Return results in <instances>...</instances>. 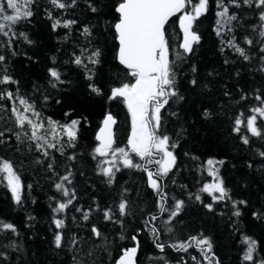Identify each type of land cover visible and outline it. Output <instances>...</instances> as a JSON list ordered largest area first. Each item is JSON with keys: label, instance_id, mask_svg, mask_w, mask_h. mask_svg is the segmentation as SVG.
<instances>
[{"label": "trees", "instance_id": "trees-1", "mask_svg": "<svg viewBox=\"0 0 264 264\" xmlns=\"http://www.w3.org/2000/svg\"><path fill=\"white\" fill-rule=\"evenodd\" d=\"M64 2L71 3V0ZM118 3L119 0H75L73 7L60 10L54 8L50 0H34L32 17L14 26L16 35L10 46L9 38L0 35V55L6 58L0 69H6L16 82L0 88L18 93L32 103L41 113L45 125L47 119L60 124L72 119L81 122L75 147H65L63 155L49 150L55 159L54 175L47 170L48 161L35 150V145L27 140L22 143L16 140L15 134L21 130L10 111L12 102L0 100V131L4 132L0 138L4 141L0 143V158L14 164L25 185L22 204L17 205L6 181L0 183V220L14 224L19 233L18 236L10 232L0 235V244L15 240L20 249L13 252L0 247V251L9 256L0 264H75L73 257H82L83 251L93 242L89 239L92 225L108 237L111 253L97 250L92 257L95 264H114L122 249L134 246L131 239L134 235L139 241L137 264H164L163 260L155 259L159 256H163L168 264H216L217 261L219 264H260L264 261V158L258 153L264 151V140L251 137L242 129L250 138L249 145H245L241 136L232 131L234 120L240 113H244L242 119L246 118L251 114L249 109L258 106L255 96L264 97V73L257 70L264 53L255 43L259 39L257 32L252 31V27L260 23L256 14L258 10L245 6L231 9L238 19L233 22V32L229 35L245 48L250 61L243 60L233 49L222 44V39L228 36L216 35V0H209L208 12L195 22L194 30L201 37L200 43L182 62H178L175 69V88L182 99L173 97L162 110L160 132L175 143L176 147L170 150L176 163L163 178L162 191L166 200L161 201L149 187L144 171L120 165L121 170L115 173V179L109 185L98 174L97 159L100 158L93 159L94 150L99 146L95 135L108 113L117 121L113 147L130 151L127 142L131 133V116L122 102L108 100L112 87L134 82L127 75L128 70L116 59L118 46L113 25L118 19L115 12ZM90 5L98 11L93 12ZM10 11L7 10L6 14ZM55 19L75 23L71 28L60 26L53 29ZM85 27L89 28L91 36L83 34ZM166 28L175 47L182 38L179 15ZM245 36L253 39L251 47L244 43ZM96 49L101 52L100 62L88 64L92 75L89 80L85 69L75 65L73 60L75 56H81L87 63L86 58ZM171 58L175 59V56ZM53 68L65 81L56 88L49 83V70ZM90 83L97 85L103 94L92 93L88 87ZM16 104L19 106L18 101ZM257 123L264 128V120ZM132 155L136 162L144 163ZM70 156L74 158L69 159ZM209 159L224 161L216 167L231 199L213 202L207 193L200 191L204 184L215 182L207 172ZM37 160L42 163H36ZM149 168L155 171L156 166L149 165ZM68 171L72 172V183L65 182V185L74 191L75 199L62 214L66 223L63 229L65 242L64 247L56 249L52 243L56 229L52 224L50 205L64 199L56 191L54 182H59ZM196 195L201 199L196 200ZM121 198L129 201L131 209L123 218V228L103 219V210L114 209ZM176 200L184 203L179 215L167 225L172 228L169 233L165 227L169 213L161 214L159 204L172 208ZM239 201L246 203H237L241 213L237 217L233 215L237 209L232 205ZM207 204H212L213 210L209 211L205 207ZM78 208L91 209L88 221H83L82 213L76 210ZM152 215L158 219L151 221L149 217ZM153 226L159 229V241L165 244L188 241L193 236L208 238L212 244L208 256L212 259H205L195 246L187 252L166 247L165 252L160 253L155 247V237L148 230ZM121 234L124 239H120ZM73 235L84 238L82 245L77 246L81 249L79 252L68 246ZM245 237L257 242L252 262L243 259L247 250Z\"/></svg>", "mask_w": 264, "mask_h": 264}, {"label": "snow or ice", "instance_id": "snow-or-ice-1", "mask_svg": "<svg viewBox=\"0 0 264 264\" xmlns=\"http://www.w3.org/2000/svg\"><path fill=\"white\" fill-rule=\"evenodd\" d=\"M54 8L64 10L75 5V0L71 3H65L64 0H50ZM34 0H4L0 3V35L9 38V46L11 39L15 37L14 26L22 20H27L33 15L32 5ZM242 6L250 9L258 10L259 24L252 27L253 32H257L259 39L255 41L260 45L259 51L264 53V0H216V35L220 37L228 36L227 39H222V44L234 50L239 57L245 61H250L251 57L244 47H241L236 42L234 36H230L233 32V22L238 19L232 8H241ZM93 12L98 11L96 7L91 6ZM190 9V10H189ZM7 10H11L9 14ZM209 10V0H119L115 7V12L118 13L117 22L113 25L118 41V49L116 59L120 65L127 69V75L132 77L133 83H122L119 86L112 87L108 96L109 101L119 100L122 102L131 116V133L128 137V149L123 147H113L114 133L113 126L116 124V119L111 113H108L104 120L103 126L96 135V140L99 141V146L95 148L93 159H97L98 174L105 178V181L111 185L115 179V173L120 171V165L123 168L142 170L147 174V183L161 201H165L166 197L162 191V181L172 171L176 163V157L170 149L175 148V143L171 138L160 132L162 127V110L173 97H179L175 88L176 83V67L178 62H182L187 55L194 51V46L200 43L201 37L194 30L195 22ZM179 14V27L182 32L180 42L173 45L172 38L169 37L166 25L169 20ZM49 18L52 19L51 13ZM75 23L73 20L61 21L55 19L53 29L57 27L71 28ZM83 34L91 36L89 28L83 29ZM24 36L23 33H19ZM27 39L26 36H24ZM244 43L252 46L254 41L251 37L245 36ZM83 51V50H82ZM223 51V48L221 49ZM175 59H172V56ZM101 52L96 49L90 53L85 60L81 56H75L73 63L83 67L88 73L87 79L91 80V69L88 64H98ZM5 56L0 55V65L5 62ZM227 63V61H225ZM264 73V55L260 58V67L257 69ZM195 71V68H193ZM51 77L49 83L53 88L65 83L61 78V73L56 69L49 70ZM16 83L8 74L6 69H0V86ZM196 83L195 80L192 81ZM89 89L96 95H102V90L95 84H89ZM244 99V97H241ZM12 102L11 114L15 117V124L21 130L16 133V140L24 142L27 140L30 144L35 145V150L43 156L48 163L46 168L49 172L55 173V159L49 150H56L64 154L65 147H75V142L78 139L80 120L72 119L70 122L60 124L51 119H47L46 125L41 113L35 109V106L27 99L22 98L18 93H13L6 89L0 88V100ZM258 101V106H253L249 109L250 115L246 118L244 113H240L234 120L232 131L241 136L242 142L249 145V135L244 134L242 129L250 133L251 137H256L264 140V128L257 123L258 120H264V97L261 95L255 96ZM16 101L19 102L17 106ZM30 113V115H29ZM4 136V132L0 131V138ZM66 137V139H65ZM4 141L0 139V143ZM138 157L144 163H138L133 159V155ZM264 158V151L258 153ZM73 159L74 157H68ZM36 163H42L37 160ZM224 161H214L209 159L208 175L213 177L214 183L204 184L200 189L201 192L207 193L213 202L231 199L228 189L224 186L223 180L219 177V169L217 164L222 165ZM149 165H155V171L149 168ZM72 172L60 177L59 182H54V187L57 192L61 193L63 200H58L52 208V224L55 225L56 231L53 234V245L56 249L64 247L66 228L65 219L62 214L66 213L70 206L73 205L75 193L70 188L66 187L71 184ZM6 181V187L12 194V198L17 205L22 204V193L25 185L22 183L20 175L15 170L14 164L6 159L0 158V183ZM27 187H31L28 185ZM127 191V190H125ZM218 193V195H216ZM55 199V198H53ZM196 200H200V195L195 196ZM183 201L176 200L172 208H168L164 203L159 204L161 214L169 213V219L165 221L167 232H172L171 220L179 215ZM237 203L244 204L245 201L233 202V208L237 209ZM205 207L209 211L212 209V204H207ZM82 213L83 221H88L90 218L91 209L84 211L76 209ZM99 210V209H97ZM130 204L126 199L121 198L116 207L106 208L103 210V219L106 222L118 224L123 228L124 217L130 214ZM234 216L239 217L240 211L237 209L233 212ZM34 219V217H29ZM151 221L158 219L156 215L149 217ZM75 220V217H73ZM148 224V220L145 221ZM155 237V247L160 253H164L166 247L172 248L177 252H187L189 248L196 247L205 259L211 260L208 253L212 250V244L205 237H190L188 241H177L174 243L165 244L159 241V229L155 226L148 229ZM12 233L18 236V230L12 223L0 220V235ZM89 239L93 241L90 246L83 251V256L73 257L75 264H95L92 257L97 250L110 253V245L108 237L95 225L90 228ZM120 239H124L121 234ZM135 242V246L124 248L120 251L118 258L114 264H137V252L139 249V241L134 235L131 237ZM84 238H77L73 235L68 240V246L78 252L81 249L77 248L82 245ZM194 242V243H193ZM244 243L247 245V250L243 256L244 261L252 262L254 252L256 250V241L250 237L244 238ZM0 247L8 248L13 252L19 251V245L15 240H9L7 244H0ZM9 256L7 253L0 251V261H7ZM152 259V258H150ZM155 259L163 260L164 264H168L163 256ZM195 261L196 257L193 256ZM186 264V262H185ZM216 264H219L217 261ZM260 264H264L261 261Z\"/></svg>", "mask_w": 264, "mask_h": 264}, {"label": "water", "instance_id": "water-1", "mask_svg": "<svg viewBox=\"0 0 264 264\" xmlns=\"http://www.w3.org/2000/svg\"><path fill=\"white\" fill-rule=\"evenodd\" d=\"M117 15H118V13H116ZM179 15V14H178ZM177 15V16H178ZM177 16H174V17H172L170 20H169V23L174 19V18H176ZM168 23V24H169ZM167 26V25H166ZM115 31V30H114ZM116 34V33H115ZM116 42H117V46H118V41H117V39H116ZM117 62H118V60H117ZM119 63V62H118ZM122 67H123V65H121ZM124 68V67H123ZM125 69V68H124ZM127 70V69H126ZM105 118V117H104ZM104 120V119H103ZM116 125H117V121H116V124L113 126V133H114V141H115V127H116ZM103 126V121H102V123H101V125H100V127H99V129H98V131H97V133H96V135L99 133V130H100V128ZM96 135H95V140H96ZM96 142L98 143V145H99V141H97L96 140ZM114 146V145H113ZM151 188V187H150ZM152 189V188H151ZM134 246H135V242H134ZM138 253H139V249H138V252H137V257H136V259L138 258Z\"/></svg>", "mask_w": 264, "mask_h": 264}]
</instances>
